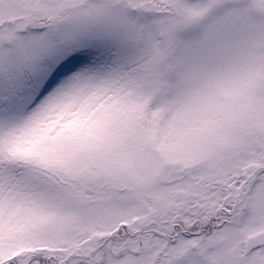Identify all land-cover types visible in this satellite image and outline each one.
Masks as SVG:
<instances>
[{"label":"snow or ice","instance_id":"1","mask_svg":"<svg viewBox=\"0 0 264 264\" xmlns=\"http://www.w3.org/2000/svg\"><path fill=\"white\" fill-rule=\"evenodd\" d=\"M0 264H264V0H0Z\"/></svg>","mask_w":264,"mask_h":264}]
</instances>
